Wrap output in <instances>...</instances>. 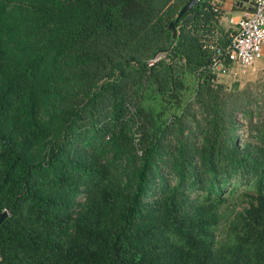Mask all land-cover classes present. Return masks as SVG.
<instances>
[{"label": "trees", "instance_id": "obj_1", "mask_svg": "<svg viewBox=\"0 0 264 264\" xmlns=\"http://www.w3.org/2000/svg\"><path fill=\"white\" fill-rule=\"evenodd\" d=\"M37 1L43 2L41 23L57 41L56 55L78 49L83 106L104 111L112 138L126 114L127 83L136 81L144 87L155 81L172 91L173 64L197 72V96L213 127L201 158L211 177L203 196L187 201L181 181L188 159L179 149L178 184L163 192L160 201H147L158 149L154 129L142 145L132 189L121 192L106 168L80 164L69 154L71 127L81 119L79 105L64 114L59 142L49 149L44 165H33L29 149L44 139L33 100L41 62L21 64L0 86V214L8 212L0 221V264H264V161L249 159L235 145L231 109L224 112L218 91L209 88L210 55L194 36L198 24L212 25L210 0L198 2L179 18L171 44L167 26L189 0ZM160 52L171 64L146 62ZM8 64L0 48V75ZM19 123L26 131L18 130ZM222 133L224 139L217 141ZM226 166L239 171L246 189H253L256 196L230 239L219 242L214 228L217 208L225 201ZM197 181L205 182L198 176ZM80 185L86 192V208L74 232L63 238L70 222L69 197ZM235 188L232 184L228 192Z\"/></svg>", "mask_w": 264, "mask_h": 264}, {"label": "rangeland", "instance_id": "obj_2", "mask_svg": "<svg viewBox=\"0 0 264 264\" xmlns=\"http://www.w3.org/2000/svg\"><path fill=\"white\" fill-rule=\"evenodd\" d=\"M40 5L43 2L37 0H0V27L3 30L0 48L6 52L9 60L0 75V86L6 80L5 76L16 71L21 64L36 59L41 62L33 84V100L34 117L43 129L44 139L29 149L28 156L33 165H44L49 149L55 148L59 142L64 114L70 107L79 105L82 107L78 109L81 111V119L71 127L72 144L70 148L67 147L69 154L76 157L74 161L98 169L106 168L119 190L128 192L135 181L134 174L139 166L142 145L146 136L155 129L158 130V149L152 162L153 183L146 200L160 201L163 192L178 184L175 166L179 161V149L188 159L186 178L181 181L183 193L187 201L201 198L206 192L203 186H207L211 177L206 173L201 158L205 148H208V138L212 137L213 127L210 116L197 96L196 89L200 83L197 72H189L180 64H173L170 73L176 85L172 91L160 87L155 81L148 84L145 82L144 87L136 81L127 83L126 114L119 123V130L116 127L113 131L116 138H112L110 120L104 111L99 110V107L88 109L83 106L82 93L85 87L82 66L76 59L79 56L78 49L56 55L57 41L51 39L47 33L48 28L41 23ZM169 9L173 12L172 6ZM216 35L219 38L217 28ZM165 54L160 52L153 60L151 58L146 62L153 64L163 61L164 64H171ZM235 73L219 76L208 85L218 91L222 110L227 112V109H231V136L238 150L247 154L249 159L262 162L264 62L260 59L245 72ZM17 128L26 131L24 123H19ZM224 134L216 136L217 141H222ZM69 172L76 171L69 168ZM226 172L225 201L217 208L218 219L214 228L215 240L219 242L230 239L238 228L243 211L254 203L256 196L253 189H246L239 171L226 166ZM197 176L205 182L197 181ZM216 184L223 185L221 182ZM232 184L236 188L228 192ZM69 204L70 222L63 238L74 232V224L85 211L86 192L82 185L69 197ZM107 210L108 207L105 212ZM2 213L8 216L7 210Z\"/></svg>", "mask_w": 264, "mask_h": 264}, {"label": "built area", "instance_id": "obj_3", "mask_svg": "<svg viewBox=\"0 0 264 264\" xmlns=\"http://www.w3.org/2000/svg\"><path fill=\"white\" fill-rule=\"evenodd\" d=\"M249 4L250 10L234 24L224 44L219 43L212 25L198 24L195 28L197 42L210 55L207 69L211 82L219 76L245 72L261 59L264 47V0H249ZM211 11L218 13V5H212Z\"/></svg>", "mask_w": 264, "mask_h": 264}, {"label": "crops", "instance_id": "obj_4", "mask_svg": "<svg viewBox=\"0 0 264 264\" xmlns=\"http://www.w3.org/2000/svg\"><path fill=\"white\" fill-rule=\"evenodd\" d=\"M209 6L218 5V13L214 14L209 23L214 25L219 32V43H226V39L230 30L234 28V24L241 19L246 12L250 10L249 0H210ZM215 28V29H216ZM261 60L264 62V47L262 48Z\"/></svg>", "mask_w": 264, "mask_h": 264}, {"label": "water", "instance_id": "obj_5", "mask_svg": "<svg viewBox=\"0 0 264 264\" xmlns=\"http://www.w3.org/2000/svg\"><path fill=\"white\" fill-rule=\"evenodd\" d=\"M203 0H189L187 1L184 5L181 6V8L178 10L177 15L175 17V19L173 20V22L169 23L167 26V30L170 33V40H169V44H171L173 42V40L175 39V30H174V24L179 20V18L187 11H189L192 7H194L195 5H197L198 2H201ZM245 1V0H241ZM5 217V215L2 213L0 214V221Z\"/></svg>", "mask_w": 264, "mask_h": 264}]
</instances>
